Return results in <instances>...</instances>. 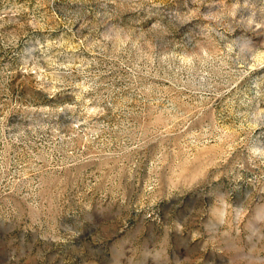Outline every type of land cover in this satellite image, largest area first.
Masks as SVG:
<instances>
[{
    "label": "rangeland",
    "instance_id": "obj_1",
    "mask_svg": "<svg viewBox=\"0 0 264 264\" xmlns=\"http://www.w3.org/2000/svg\"><path fill=\"white\" fill-rule=\"evenodd\" d=\"M0 264H264V0H0Z\"/></svg>",
    "mask_w": 264,
    "mask_h": 264
}]
</instances>
